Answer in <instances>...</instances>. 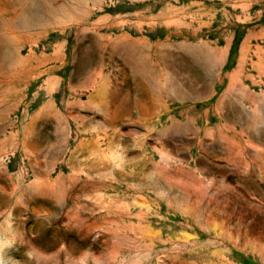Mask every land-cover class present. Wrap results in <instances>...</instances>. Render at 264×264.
I'll return each mask as SVG.
<instances>
[{
  "label": "rangeland",
  "instance_id": "obj_1",
  "mask_svg": "<svg viewBox=\"0 0 264 264\" xmlns=\"http://www.w3.org/2000/svg\"><path fill=\"white\" fill-rule=\"evenodd\" d=\"M0 264H264V0H0Z\"/></svg>",
  "mask_w": 264,
  "mask_h": 264
}]
</instances>
